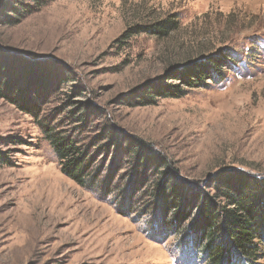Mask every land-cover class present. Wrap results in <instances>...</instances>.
<instances>
[{
  "label": "rangeland",
  "instance_id": "rangeland-1",
  "mask_svg": "<svg viewBox=\"0 0 264 264\" xmlns=\"http://www.w3.org/2000/svg\"><path fill=\"white\" fill-rule=\"evenodd\" d=\"M30 2L0 0V264H205L184 230L166 228L174 219L153 196L159 176L134 171L123 148L142 143L184 186L264 176V0H53L7 22ZM169 13L178 27L167 37L115 41ZM223 48L235 60L221 81L138 104L146 86H181L169 78L180 63ZM85 111L88 121L75 122ZM47 121L91 145L111 184L65 176Z\"/></svg>",
  "mask_w": 264,
  "mask_h": 264
},
{
  "label": "trees",
  "instance_id": "trees-1",
  "mask_svg": "<svg viewBox=\"0 0 264 264\" xmlns=\"http://www.w3.org/2000/svg\"><path fill=\"white\" fill-rule=\"evenodd\" d=\"M49 1L53 0L20 3V7L8 10L10 13L7 15V22H18L24 15ZM177 27L176 15L169 13L162 18L149 20L144 25H129L115 41L139 33L164 38ZM233 60L232 53L223 48L217 53L180 63L169 71V78H174L181 86L163 82L146 86L142 96L144 101L138 104H153L157 97L179 98L192 88H206L211 83H217L223 77L222 70L230 69ZM91 114L90 111L74 113V121L84 124ZM41 128L57 156L60 171L65 176L88 188H103L111 184L108 181L109 174L100 180L102 169L92 165L89 151L91 145L79 144L76 135L70 131L56 127L52 129L48 121L42 123ZM109 132L108 128H104L101 136L108 137ZM113 145H117L115 139L100 146L107 150ZM123 149L124 155L134 161V171L139 170L143 177L148 170L159 176L154 184L156 193L153 196L155 201L160 199L164 203L163 210L169 209L174 219L164 218L163 221L170 220L166 228L174 233L184 230V235L190 239L192 247L202 253L201 258L205 264L257 263V258L264 250V176L257 177L243 172L217 173L206 189L201 185L184 186L174 176L169 175L167 162L158 154H149L142 143L130 141ZM162 169L163 171H159ZM194 214L191 225L180 229Z\"/></svg>",
  "mask_w": 264,
  "mask_h": 264
}]
</instances>
